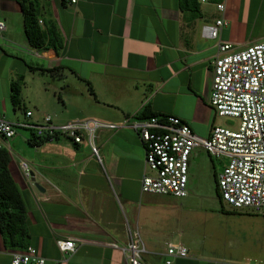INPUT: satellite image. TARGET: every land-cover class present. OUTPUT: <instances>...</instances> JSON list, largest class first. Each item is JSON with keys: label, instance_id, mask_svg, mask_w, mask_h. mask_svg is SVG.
<instances>
[{"label": "crops", "instance_id": "1", "mask_svg": "<svg viewBox=\"0 0 264 264\" xmlns=\"http://www.w3.org/2000/svg\"><path fill=\"white\" fill-rule=\"evenodd\" d=\"M31 1L39 30L57 33L60 46L32 48L19 0H0V116L10 123L36 124L50 116L54 124L93 120L117 128L95 132L100 161L86 139L74 144L57 138L32 147L31 132L22 130L0 141L9 150L8 171L26 209L28 246L45 264H128L122 248L129 230L144 246L141 264H165L167 244L188 251L171 264H264V231L254 228L248 212L219 199V208L208 209L189 196L197 188L191 161L202 149L189 158L186 197L145 194L144 147L124 126L148 107L208 138L218 118L208 102L218 44L239 51L264 41V22L256 30L251 19L254 0H223L221 13L215 4H200L198 15L180 11L177 0ZM259 9L264 14V0ZM217 18L227 25L215 40L204 38L202 26ZM52 69L57 72H47ZM18 76L21 103L14 107L11 84ZM32 89L46 99L22 98ZM20 144L32 152L12 153ZM56 240H72L75 252L62 255ZM17 251L4 246L0 234V264H9Z\"/></svg>", "mask_w": 264, "mask_h": 264}, {"label": "built area", "instance_id": "2", "mask_svg": "<svg viewBox=\"0 0 264 264\" xmlns=\"http://www.w3.org/2000/svg\"><path fill=\"white\" fill-rule=\"evenodd\" d=\"M215 8L220 13L224 11L222 3L215 4ZM226 25L223 18H217L202 26V36L215 40ZM4 29V21L0 19V32ZM217 47L208 102L218 118L235 119L237 127L233 130L213 127L209 137L201 139L185 122L173 116L128 119L124 126L137 134L145 151L140 189L145 194L186 197L189 158L195 149H202L210 157L228 159L216 181L219 200L233 210L264 214V41L239 51L228 42H220ZM30 116L31 112L26 111L25 117ZM115 128L114 124L93 120L54 124L50 116H44L36 124L10 123L0 116V141L12 139L17 130L30 131L43 142L65 138L79 144L86 139L92 155L100 161L92 141L94 134L100 129ZM20 166L28 178L27 164L22 161ZM55 245L62 255L72 254L76 249L72 240H56ZM122 250L127 254L128 264H141L145 250L137 232L128 230V242ZM187 254L183 246L167 244L165 264L186 258ZM45 261L37 249L29 246L14 252L9 264H45Z\"/></svg>", "mask_w": 264, "mask_h": 264}, {"label": "trees", "instance_id": "3", "mask_svg": "<svg viewBox=\"0 0 264 264\" xmlns=\"http://www.w3.org/2000/svg\"><path fill=\"white\" fill-rule=\"evenodd\" d=\"M177 1L180 11L189 12L194 15H198L200 13V4L198 0ZM222 1L223 0H207L208 3L210 2L212 4H220ZM19 4L23 13L24 36L29 45L36 49H41L48 44L52 45L54 49L57 48V46H60L57 33L49 31H47L48 33H45L44 31L39 30L36 13L33 9H31L32 1L19 0ZM47 72L54 74V72H57V69L47 70ZM21 81V76H18L11 84L10 101L14 107H19L21 103ZM159 116L162 115L154 114L148 107H145L141 113L134 116L133 119L146 120L151 117ZM27 142L28 145L35 147L43 141L36 139L31 133ZM9 161L10 157L8 151L0 147V234L2 236L4 246L21 251L29 247L26 209L22 201L20 191L8 171Z\"/></svg>", "mask_w": 264, "mask_h": 264}, {"label": "rangeland", "instance_id": "4", "mask_svg": "<svg viewBox=\"0 0 264 264\" xmlns=\"http://www.w3.org/2000/svg\"><path fill=\"white\" fill-rule=\"evenodd\" d=\"M258 2H260V0H257V1L254 0L253 5H252V12H251L252 14L251 19L256 21L257 23L255 27L256 30L257 28L262 29L263 27L262 23L264 22V14L262 13V10L259 9L260 12L259 11L255 12V8ZM239 49H243V48H239ZM34 90H37V89H35L34 87ZM32 91L33 89L31 90V92L28 91L29 92L28 94H25V95L22 94V98L24 99L33 98V97L39 98V96H41L38 92L36 93ZM41 97H45V96H41ZM45 103H47V101H45ZM29 108H31V106H29ZM215 124H216V127L233 130L234 128L237 127L238 121L232 118H228V117L217 118ZM21 131L22 130H17V133L22 134ZM6 150L9 151L8 148ZM10 150H12V153L13 152L21 153L25 151L28 153L32 152L29 146L22 145V144ZM194 156L195 158L191 161V168L193 169V176L197 182V188L195 191H193V194L189 196L195 200L197 199L202 200L204 202L205 207L208 209H211V206L213 205L219 208L220 204L218 202V196L216 192L217 175L216 177H214L213 172L217 174L220 171L222 172L223 170L222 168H224L227 165L228 159L224 157H221L218 159L210 157L204 150H198V151L196 150L194 152ZM192 157H193V154H192ZM188 183H190V181ZM242 211L248 212L247 213L248 216L253 217V219H250V221L253 222L254 228L257 227L256 229L264 231V214L263 213H255L251 210H242Z\"/></svg>", "mask_w": 264, "mask_h": 264}, {"label": "water", "instance_id": "5", "mask_svg": "<svg viewBox=\"0 0 264 264\" xmlns=\"http://www.w3.org/2000/svg\"><path fill=\"white\" fill-rule=\"evenodd\" d=\"M30 181L32 183H34V178H33L32 174L30 175ZM34 186L38 189V185L37 184H34Z\"/></svg>", "mask_w": 264, "mask_h": 264}]
</instances>
